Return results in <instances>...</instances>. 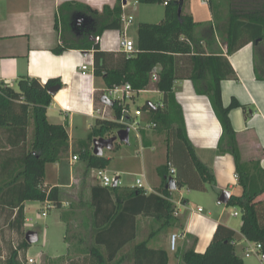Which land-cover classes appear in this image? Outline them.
I'll use <instances>...</instances> for the list:
<instances>
[{
	"label": "crops",
	"instance_id": "crops-1",
	"mask_svg": "<svg viewBox=\"0 0 264 264\" xmlns=\"http://www.w3.org/2000/svg\"><path fill=\"white\" fill-rule=\"evenodd\" d=\"M120 1L123 17L126 20L132 17L133 21L123 24L121 30H107L95 37L99 27L88 8L102 13L105 7L113 8ZM124 1L0 0V83L16 88L23 78L36 79L42 84L59 80L61 89L53 96V103L48 109V120L54 125L64 126L70 138L68 155L46 167L45 185L61 191V205L47 212L45 229L39 231V239L45 231L58 235V252L51 255L43 244L46 249L44 255H48L49 259L70 256L71 264H98V259L92 252L98 251L106 259L111 252L118 250L111 264H135L137 245L147 242L149 250H165L170 264H183L181 255L191 248L197 253L206 252L219 225L236 232V249H246V240L241 232L238 233L224 219L226 210L221 207L227 205L219 203L225 191L230 192V198L234 194H241L236 179L235 161L231 154L220 152L222 125L209 98L198 94L190 79L176 81L174 90L183 110L187 135L199 158L215 176V184L209 192L213 197L210 198V206H207V215H204L206 209L200 206L187 213L183 212L182 207L186 210L190 208V199L183 196L176 198L172 193L175 204L180 208L181 222L156 235L160 224L150 214L152 211L148 208L149 213H138V200H135L138 199V179H142L146 197L167 187L159 175V168L168 160L166 138L144 128L149 122L146 113L136 116V111L143 107L138 106L142 95H152L144 99L147 103L160 104L163 101V94L157 89L141 91L127 102L129 119L140 121L143 126L138 134L142 146L139 156L142 159V177L129 182L111 166L109 173L117 176L119 182L117 186L106 188L98 179L97 171L89 169L87 162L83 160L82 154L86 150L92 153L94 151V144H90L89 139L96 121L103 119L100 114H104L106 120H116V100L107 95L108 88L104 80L94 75V51L90 50V46L96 43L104 52L119 53L122 51L120 42L123 31H127L129 39L137 46L140 24H159L165 19V4L148 6L149 12L145 14L142 10L146 7L144 4L137 0ZM186 5L187 0L184 1L185 14L192 16L196 22L208 24L213 20L210 8L208 13H195L186 8ZM200 5L203 8L209 7L207 0H203ZM145 16L152 18L144 19ZM136 20L138 24L135 37L131 38L129 32ZM216 38L211 46L212 52H223L238 76L237 80L222 82L223 103L228 106L235 98L246 107L245 110L235 109L230 114L237 132L242 161L258 163L264 170V39L258 45L248 44L228 56L227 47ZM65 47L71 49L68 48L61 54L54 52L57 48ZM84 65L89 67L87 76H83L81 72ZM105 96L113 105L103 101ZM111 137L114 135L106 138ZM123 144L125 143L117 141L112 150H104L103 156L110 160V164L114 157L106 154V151L117 152ZM75 156L78 157L76 161ZM256 201L262 206L264 214V194ZM28 203L30 202L25 203L26 221L33 223V219L27 215ZM41 203L44 204L43 213L46 203ZM236 212L241 215L240 210ZM241 226L242 224L239 230ZM172 234L183 236L176 252L170 250ZM237 236L242 240L238 242ZM47 241L49 240L46 239ZM141 252L143 254L146 251L142 249Z\"/></svg>",
	"mask_w": 264,
	"mask_h": 264
},
{
	"label": "trees",
	"instance_id": "trees-1",
	"mask_svg": "<svg viewBox=\"0 0 264 264\" xmlns=\"http://www.w3.org/2000/svg\"><path fill=\"white\" fill-rule=\"evenodd\" d=\"M137 1L148 5L165 4V19L159 24L139 25L133 55L123 51L104 52L99 44H92L95 77L103 79L108 89L130 85L133 98L149 89H157L163 94L160 104L148 102L139 111L141 115L146 113L148 123L156 124L153 131L166 138L168 160L159 168V175L166 186L168 179L173 177L177 189L187 186L194 191H206V184H215V176L199 158L187 135L183 110L176 99L175 83L188 78L198 94L209 98L223 128L219 150L233 156L241 189V194H234L227 206L241 211V235L247 242L260 243L264 253V225L260 223L257 209L260 203L256 201L264 194V170L258 163L242 161L230 114L246 107L235 98L225 106L222 99V82L237 80L238 76L223 52L214 53L211 49L216 37L227 47L228 56L248 44L258 45L264 39V0H207L213 19L208 24L198 23L186 15L184 4L180 15V0ZM88 11L99 27L95 37L107 30L122 29L121 1L113 8L105 7L102 13L90 8ZM68 48H57L54 52L61 54ZM154 75L157 80H153ZM59 84V80L42 84L31 78L19 80L16 88L0 83V212L9 211L10 227L23 235H26V202L48 201L54 208L61 205V191L45 185L47 165L64 159L70 149L65 127L48 120V109L53 103L49 89ZM114 110L116 120L96 121L90 144L98 138L115 136L116 132L127 128L126 123L137 121L129 119V115L125 118L126 123L122 122L123 107L117 101ZM82 157L88 168L96 171L105 170L110 164L109 159L95 156L92 151L86 150ZM171 167L175 169L174 174ZM136 189L138 213H149V208L160 224L156 235L179 225L181 219L175 215L178 207L173 191L166 187L146 197V191ZM235 236L233 229L219 225L206 252L197 253L191 248L181 255V261L183 264H245L237 254ZM30 246L26 239L23 240L2 264H25L19 259V251ZM142 249L146 251L143 254ZM117 253L118 250L111 252L106 259L98 251L92 255L98 259V264H111ZM135 259V264H170L165 250H149L147 242L137 245Z\"/></svg>",
	"mask_w": 264,
	"mask_h": 264
},
{
	"label": "rangeland",
	"instance_id": "rangeland-1",
	"mask_svg": "<svg viewBox=\"0 0 264 264\" xmlns=\"http://www.w3.org/2000/svg\"><path fill=\"white\" fill-rule=\"evenodd\" d=\"M203 0H187V5L186 8L192 9L195 13H202L203 11L209 12V7H202L200 5ZM144 7L142 10H144L145 14L149 12L151 5L144 4ZM152 17H146L144 19H151ZM138 22L137 20L135 21V24H133V27L130 29L129 35L130 37H135V29L137 26ZM152 95H142L141 98L138 100V106H144L147 102L144 100L146 97H151ZM155 99V97L153 98ZM139 132L132 130L131 132V140L129 144H123L121 146V149L117 152H112L109 153L106 151V154H108L111 157H114L113 161L111 164L106 168L108 172H105L110 175L111 178L115 179L117 176L114 174H110L109 170L110 167L112 166L113 169L116 171H119L120 174L122 175L123 179H127L129 182H135L137 178L142 177L143 175V170H142V159L139 157L141 153V142L139 138ZM49 165V164H48ZM142 180V179H141ZM145 180V179H143ZM206 191H194L189 189L187 186H184L181 189H177L173 191L174 195L176 198H181V196L185 198L190 199V205L189 209H184L182 207L183 212L187 213L190 210L197 209L198 206L202 207L205 210L204 215L208 214L209 210L207 206H210V198L213 197V195H210L209 192L212 190V185L206 184ZM208 191V192H207ZM27 207H29L28 210V217L33 219V223H27L24 228V232L27 233L28 231H34L39 234L40 237V230L45 229V225L47 223V218L42 216V211L44 209V204L41 202H30L28 203ZM221 208H225V215L224 219L229 221L230 225L237 230L239 233V226L242 224V217L240 216H233L232 214L235 213L238 209L234 207H228L224 206ZM258 212L260 216V223L261 225H264V214L262 213V206L260 204L258 205ZM51 210H49L50 212ZM191 213V212H190ZM12 220L11 218V213L9 211H4L2 210L0 212V264L5 262L12 250H16L19 248V246L22 244L23 240H25V235L23 233H19L16 229H13L10 227V221ZM167 231V230H166ZM47 233V235H46ZM162 234V233H160ZM241 234V233H240ZM58 235L53 233V232H43V236L39 241L31 245L29 249L27 250H21L19 251V259L23 261L25 264L28 263L30 259L34 260L35 264H71L70 261V256L69 258L66 256L64 257H59L56 259H49L48 255H44L46 252V249L42 246L45 244V247L48 248V252L52 255L58 252L57 248L58 246V240H57ZM239 240L238 242L241 241L242 239L237 236ZM46 239L49 240L46 242ZM49 242V243H48ZM47 243V244H46ZM245 248L244 247H237V254L240 258H242L245 261V264H263L261 261L260 257L258 255H252L251 257L247 258L246 253L247 251H251L255 248V244L251 242H245ZM50 246H49V245ZM56 248V249H55ZM60 249V248H59ZM51 250V251H50ZM46 261V262H45ZM45 262V263H44ZM78 263L77 261H75ZM87 264V263H84Z\"/></svg>",
	"mask_w": 264,
	"mask_h": 264
},
{
	"label": "built area",
	"instance_id": "built-area-1",
	"mask_svg": "<svg viewBox=\"0 0 264 264\" xmlns=\"http://www.w3.org/2000/svg\"><path fill=\"white\" fill-rule=\"evenodd\" d=\"M133 21V18L130 17L128 20H126L124 17H122V23L123 24H129ZM120 47L122 49L123 52H125V54L127 55H133L134 53H136V45L134 43V41H132L131 39H129L127 31H123V37L122 40L120 42ZM88 70L89 67L87 65L82 66L81 68V72L83 76H87L88 74ZM153 80H157V76L154 75ZM107 95L109 97L115 98V100L117 102L120 103V105H122L123 107V118H122V122H125V118L127 116L130 115V109L127 108V102L131 101L133 99V94H132V89L130 85H125V86H121V87H115L112 89H108L107 90ZM105 113V112H104ZM101 118L105 119L104 114H100ZM136 116H141V112L139 110L136 111ZM126 123V122H125ZM127 127L131 128L132 130L138 131L140 132V129L143 127L140 121H135L133 123H126ZM145 129L147 130H153L156 128V124L154 123H148L146 126H144ZM74 160H78V157H74ZM171 173H175V169L173 167L170 168ZM97 177L98 179L101 181V184L104 187H111L114 184V180L113 178H111L106 172L105 170H97ZM236 179H238L237 175H236ZM136 188H143L142 185V180L138 179L136 181ZM182 201V200H181ZM46 203V207H45V211L42 213L43 217L47 216V212L49 210H52L54 208V205L51 202H45ZM179 204H182V202H179ZM178 207V205H177ZM179 207L177 209V211L175 212L176 216H179L180 211H179ZM200 212H202V209H199ZM240 212H236L234 214L235 217L239 216ZM183 236L179 235V234H172L170 237V250L172 252H176L178 250V243L180 238H182ZM185 237V235H184ZM255 244V248L251 251H247L246 253V257L249 258L251 257L253 254L254 255H258L261 259V261L264 263V253L262 252V245L260 243H253ZM27 264H35L34 260L30 259L28 261Z\"/></svg>",
	"mask_w": 264,
	"mask_h": 264
},
{
	"label": "water",
	"instance_id": "water-1",
	"mask_svg": "<svg viewBox=\"0 0 264 264\" xmlns=\"http://www.w3.org/2000/svg\"><path fill=\"white\" fill-rule=\"evenodd\" d=\"M124 2L126 3V0ZM180 3H181V6L179 8V14L181 15L183 12L184 0H180ZM60 89H61L60 85L53 86L49 89V94H51L52 96H55ZM103 101L106 104L113 105V102L110 101L106 96L103 98ZM130 133H131V128L127 127L125 129L119 130L117 132L116 136H114V137L95 139L93 142V144H94L93 154L95 156L102 157L104 155V150L105 149L112 150L117 141H119L121 143L129 144L130 143ZM118 182H119V178H115L113 185L117 186ZM167 188L170 191L177 190L176 182H175L173 177H170L168 179ZM230 196H231L230 192H228V191L223 192V194L220 197L219 203L228 205L229 200H230ZM25 239L29 245H34L39 241V234L37 232H34V231H28L25 235Z\"/></svg>",
	"mask_w": 264,
	"mask_h": 264
}]
</instances>
